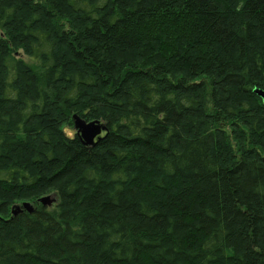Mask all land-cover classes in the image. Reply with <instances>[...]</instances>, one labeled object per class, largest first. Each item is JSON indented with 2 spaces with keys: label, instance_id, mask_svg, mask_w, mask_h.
Returning <instances> with one entry per match:
<instances>
[{
  "label": "trees",
  "instance_id": "16d2710c",
  "mask_svg": "<svg viewBox=\"0 0 264 264\" xmlns=\"http://www.w3.org/2000/svg\"><path fill=\"white\" fill-rule=\"evenodd\" d=\"M255 90L264 0H0V264H264Z\"/></svg>",
  "mask_w": 264,
  "mask_h": 264
},
{
  "label": "water",
  "instance_id": "95a60500",
  "mask_svg": "<svg viewBox=\"0 0 264 264\" xmlns=\"http://www.w3.org/2000/svg\"><path fill=\"white\" fill-rule=\"evenodd\" d=\"M254 93L258 95L264 102V90H255ZM75 129L77 130L78 135L81 137L85 146H94L97 141L100 140V137L105 130L104 126L99 121L88 123L84 121L79 116L75 115L73 117ZM55 198L51 196L40 199L39 203L43 207H50ZM56 202V199H55ZM26 211L28 213H33L35 211L34 205L31 203H24L21 207L15 206L13 208L14 217L18 216V214Z\"/></svg>",
  "mask_w": 264,
  "mask_h": 264
},
{
  "label": "rangeland",
  "instance_id": "374dc122",
  "mask_svg": "<svg viewBox=\"0 0 264 264\" xmlns=\"http://www.w3.org/2000/svg\"><path fill=\"white\" fill-rule=\"evenodd\" d=\"M25 60H26V59H25ZM54 203H55V199H54V202H53V204H54ZM53 204H52V205H53ZM20 205H21V204H20ZM52 205H51L50 207H52Z\"/></svg>",
  "mask_w": 264,
  "mask_h": 264
}]
</instances>
